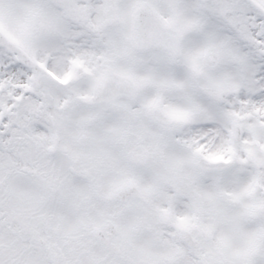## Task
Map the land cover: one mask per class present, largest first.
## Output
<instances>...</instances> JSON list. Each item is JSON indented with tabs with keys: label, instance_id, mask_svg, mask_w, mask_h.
<instances>
[{
	"label": "snow or ice",
	"instance_id": "6c2138e0",
	"mask_svg": "<svg viewBox=\"0 0 264 264\" xmlns=\"http://www.w3.org/2000/svg\"><path fill=\"white\" fill-rule=\"evenodd\" d=\"M0 264H264V0H0Z\"/></svg>",
	"mask_w": 264,
	"mask_h": 264
}]
</instances>
